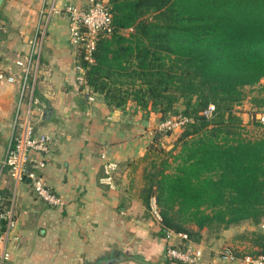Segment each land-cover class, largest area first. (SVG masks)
Masks as SVG:
<instances>
[{
	"label": "trees",
	"instance_id": "trees-1",
	"mask_svg": "<svg viewBox=\"0 0 264 264\" xmlns=\"http://www.w3.org/2000/svg\"><path fill=\"white\" fill-rule=\"evenodd\" d=\"M107 5L113 35L100 39L94 65L79 54L86 86L112 109L132 105L157 122L193 120L180 131L176 155V146L166 151L162 145L172 133L155 129L146 154L127 165L133 187L142 170L144 206L149 210L152 198L157 201L160 234L183 233L198 245L203 231L208 239H219L252 223L258 231L240 236L252 248L230 249L242 258L264 254V137L244 138L237 115L248 99L264 113V0H109ZM210 105L216 111L207 120L203 113ZM255 123L264 127L256 117ZM0 197L1 206L9 208ZM5 228L2 223L0 233Z\"/></svg>",
	"mask_w": 264,
	"mask_h": 264
},
{
	"label": "crops",
	"instance_id": "crops-1",
	"mask_svg": "<svg viewBox=\"0 0 264 264\" xmlns=\"http://www.w3.org/2000/svg\"><path fill=\"white\" fill-rule=\"evenodd\" d=\"M67 5L86 9L90 0H5L0 10V70L17 80L0 86V194L14 219L6 233L10 258L4 264H174L160 227L140 200L141 187H133L124 174L152 144L156 128L143 125L155 127L156 117L145 118L132 105L112 109L86 86L79 52L69 41V19L61 12ZM42 33L40 72L34 88L22 93L15 61L31 54L30 43ZM29 129L52 137L40 173L62 207L43 202L29 180L13 179L2 166L13 136H26ZM103 154L119 166L113 191L99 183ZM255 231L252 223L219 239H208L203 231L200 264H233L222 262L220 253L249 251L250 243L240 236Z\"/></svg>",
	"mask_w": 264,
	"mask_h": 264
},
{
	"label": "built area",
	"instance_id": "built-area-1",
	"mask_svg": "<svg viewBox=\"0 0 264 264\" xmlns=\"http://www.w3.org/2000/svg\"><path fill=\"white\" fill-rule=\"evenodd\" d=\"M61 12L70 22V44L78 50L79 54L82 53L85 63L89 66L94 65V55L100 39L111 37L114 32L113 17L107 3L101 0H90V5L86 9L67 5ZM44 35L42 33L40 37L30 43L32 50L28 57L15 61L16 66L21 70L19 81L22 93L28 92L31 88L29 85L33 88L35 86L40 72ZM31 81L32 83H30ZM16 82V77L11 76L7 71L0 70V86L12 85ZM215 111V106L210 105L204 111L203 116L207 120H211ZM258 116L260 117L258 120L264 125V113H259ZM192 122V119L180 116L177 119L157 122L155 128L159 133H174L181 131L183 127ZM51 143L52 137L50 135H33L31 129L28 130L26 136L14 135L2 166L10 171L13 179L17 181L29 180L35 194L43 202L52 207H62L64 205L63 200L51 191L45 177L37 172V170L41 171L47 166V158L51 153ZM35 156L42 158L36 160ZM102 158L104 160L103 173L99 183L109 190H116L115 176L119 166L115 162L107 161L104 154ZM149 211L153 222L161 227L163 219L155 198L150 201ZM2 223H5L6 228L4 232L0 233V264H4L10 258V254L6 251V233L14 226L12 209L2 207L0 204V225ZM260 229L264 232V223ZM165 239L168 245L167 256L174 264H200L202 262L204 258L203 247L193 243L188 235L168 230ZM219 259L224 263L264 264V254L242 258L230 248L224 249L220 253Z\"/></svg>",
	"mask_w": 264,
	"mask_h": 264
},
{
	"label": "rangeland",
	"instance_id": "rangeland-1",
	"mask_svg": "<svg viewBox=\"0 0 264 264\" xmlns=\"http://www.w3.org/2000/svg\"><path fill=\"white\" fill-rule=\"evenodd\" d=\"M125 34H128V32H125ZM264 84V81L262 82ZM238 116L242 119V127L243 131L241 130V133H243V137L246 139H257V138H263L264 137V127L257 126L255 123V117L257 119H260L258 116L257 110L252 108V105L250 104V99L246 100L242 103L241 106L237 108ZM181 135V132H174L171 135H167L164 140L162 141V145L164 146V149L166 151H171L175 146L176 150L174 151V154L176 155L180 149L181 144L177 143V140L179 139ZM116 163V162H115ZM125 175H128L129 169L124 170ZM117 174L115 176V179H117ZM142 184V170L139 171V174L137 175V178L135 180V185H137L136 188L141 187ZM190 228L196 229L197 227L195 225H190ZM246 231V230H245Z\"/></svg>",
	"mask_w": 264,
	"mask_h": 264
},
{
	"label": "water",
	"instance_id": "water-1",
	"mask_svg": "<svg viewBox=\"0 0 264 264\" xmlns=\"http://www.w3.org/2000/svg\"><path fill=\"white\" fill-rule=\"evenodd\" d=\"M4 2H5V0H0V10H1V7H2V5H3ZM45 116H46V114H45ZM148 124H149V122L148 121H145L143 126H145L147 129H152V130L155 129L154 126L153 127H150V126H148Z\"/></svg>",
	"mask_w": 264,
	"mask_h": 264
}]
</instances>
